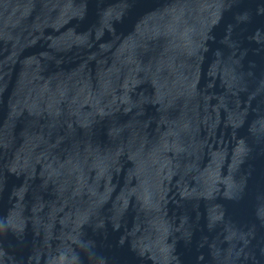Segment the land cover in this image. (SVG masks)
Here are the masks:
<instances>
[{
    "label": "water",
    "instance_id": "1",
    "mask_svg": "<svg viewBox=\"0 0 264 264\" xmlns=\"http://www.w3.org/2000/svg\"><path fill=\"white\" fill-rule=\"evenodd\" d=\"M0 264H264V0H0Z\"/></svg>",
    "mask_w": 264,
    "mask_h": 264
}]
</instances>
